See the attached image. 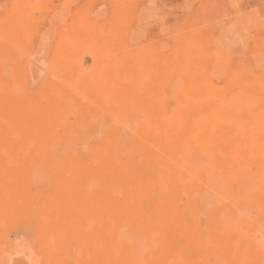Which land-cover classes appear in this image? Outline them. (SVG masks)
Segmentation results:
<instances>
[{"label":"rangeland","instance_id":"obj_1","mask_svg":"<svg viewBox=\"0 0 264 264\" xmlns=\"http://www.w3.org/2000/svg\"><path fill=\"white\" fill-rule=\"evenodd\" d=\"M0 131V264H264V0H0Z\"/></svg>","mask_w":264,"mask_h":264},{"label":"bare ground","instance_id":"obj_2","mask_svg":"<svg viewBox=\"0 0 264 264\" xmlns=\"http://www.w3.org/2000/svg\"><path fill=\"white\" fill-rule=\"evenodd\" d=\"M233 5V4H232ZM233 26V25H232ZM225 28V27H224ZM229 30V29H228ZM232 31V30H231ZM230 31V32H231ZM228 33V32H227ZM233 34V33H232ZM235 34H237V33H235ZM176 35V34H175ZM173 36V35H172ZM234 36V35H233ZM236 36V35H235ZM233 37V38H236V37ZM238 36V35H237ZM175 38V37H174ZM105 42V41H104ZM103 42V43H104ZM168 47V46H167ZM245 49H246V46H245ZM173 52H175V51H173ZM103 57H105V56H103ZM112 57V56H111ZM108 58V57H107ZM105 59V58H104ZM108 59H110V58H108ZM115 59V58H114ZM111 60V59H110ZM116 60L117 59H115L114 61L116 62ZM96 61V60H95ZM118 61V60H117ZM97 62V61H96ZM114 62V63H115ZM112 65V64H111ZM119 65V64H118ZM103 67V66H102ZM116 67H118V66H116ZM123 67V66H122ZM105 68H107V67H105ZM123 72V71H122ZM105 73V72H104ZM122 74V73H121ZM123 75V74H122ZM187 75V74H186ZM116 76V75H115ZM147 76V75H146ZM145 76V77H146ZM126 77V76H125ZM145 77H143V79L145 78ZM148 79V78H147ZM104 79H102V81H103ZM121 80H122V78H121ZM179 81V80H178ZM145 82H147V81H145ZM177 82V81H176ZM108 83V82H107ZM139 83V82H138ZM2 84V83H1ZM9 85V84H8ZM115 85H117V84H115ZM120 85V84H119ZM7 86V85H6ZM46 86V85H45ZM132 86V85H131ZM120 87V86H119ZM116 89V88H115ZM156 89V88H155ZM45 90H48V88L47 89H45ZM75 90V89H74ZM71 94V93H70ZM236 94H239V93H236ZM160 96V95H159ZM10 99V98H9ZM119 99V98H118ZM8 100V99H7ZM163 100V99H162ZM30 101V100H29ZM119 101V100H118ZM57 102V101H56ZM248 102V101H247ZM37 103V102H36ZM79 103V102H78ZM263 104V103H262ZM13 105V104H12ZM51 106V105H50ZM263 106V105H262ZM117 107V106H116ZM56 108V107H55ZM118 108H119V106H118ZM58 109V108H57ZM121 109V107L119 108V110ZM11 110H12V108H11ZM65 110V109H64ZM125 111H126V109H124ZM51 111V110H50ZM60 112V111H59ZM124 112V111H123ZM161 112H162V115L165 113V110L164 109H161ZM55 114V113H54ZM119 114V113H118ZM175 114V113H174ZM46 115V114H45ZM241 115V114H240ZM259 115V114H258ZM24 116V115H23ZM43 116V115H42ZM50 116V115H49ZM234 116V115H233ZM245 116V115H244ZM22 118V117H21ZM24 119V118H23ZM22 119V120H23ZM190 119H191V117H190V114H186V113H184V114H177L176 115V117H174L170 122H171V124L170 125H172L174 128H175V133L177 134V137L178 138H176V139H178V140H182V142H184L185 141V139H187L188 138V136H189V131L187 130V128H188V125L190 126ZM243 119H244V117H243ZM249 119V118H248ZM247 119V120H248ZM25 120V119H24ZM245 120H246V118H245ZM258 120V119H257ZM24 122V121H23ZM30 122V121H29ZM90 122V121H89ZM244 122V121H243ZM22 123V122H21ZM189 123V124H188ZM200 123H201V125L199 126L200 128H202L203 126L205 127V126H208V125H206L205 123V121H200ZM94 124V123H93ZM134 124V123H133ZM165 124V123H164ZM24 125H25V123H24ZM27 125V124H26ZM44 125V124H43ZM118 126V125H117ZM126 126V125H125ZM128 126V125H127ZM135 126H136V124H135ZM144 126H146V125H144ZM143 126V127H144ZM160 126V125H159ZM19 127V126H18ZM21 127H24V126H21ZM161 127H162V123H161ZM213 125L211 124V126H210V128H209V132H210V135L208 136L207 135V138H204L203 139V144H205L204 145V147L207 149V151H208V149H210L211 147H214V143H212V139H213V136H212V134H213V131H214V129H213ZM31 128V127H30ZM97 128V127H96ZM118 128V127H117ZM59 129V128H58ZM98 129H100V128H98ZM97 129V130H98ZM162 129V128H161ZM165 129V128H164ZM163 129V130H164ZM253 129H255V128H253ZM263 129V128H262ZM14 130H15V128H14ZM163 130H162V132H163ZM24 131V130H23ZM1 132V131H0ZM39 132V131H38ZM129 132V131H128ZM249 132V131H248ZM13 133V132H12ZM171 134H174V133H172V132H170ZM1 134V133H0ZM123 134V133H122ZM188 135V136H187ZM78 136V135H77ZM11 137H12V135H11ZM14 137V136H13ZM46 137V136H45ZM191 137H192V135H191ZM249 137V136H248ZM2 138V137H1ZM163 138V137H162ZM14 139V138H13ZM25 139V138H24ZM60 139V138H59ZM92 138H90V140H91ZM237 139V138H236ZM28 140V139H27ZM52 140H54V139H52ZM79 140V139H78ZM85 140V139H84ZM242 140H243V138H242ZM55 141V140H54ZM142 141V140H141ZM172 141H174V140H170V141H166L164 144L166 145V146H169L171 143H172ZM176 141V140H175ZM123 142V141H122ZM82 143H84V142H82ZM125 143V142H124ZM238 143V142H237ZM17 144V143H16ZM64 144V143H63ZM145 144V143H144ZM180 144H181V141H180ZM234 144V143H233ZM119 145V144H118ZM217 145V144H216ZM37 146V145H36ZM183 146H185L184 145V143H183ZM4 147V146H3ZM24 147V146H23ZM41 147V146H40ZM119 147H120V145H119ZM85 148H87L86 146H85ZM243 148V147H242ZM235 149V148H234ZM241 149V148H240ZM39 150V149H38ZM17 151V150H16ZM150 151V150H149ZM227 151V150H226ZM238 151H240V150H238ZM237 151V152H238ZM237 152H235V153H237ZM53 155V154H52ZM63 156V155H62ZM245 156V155H244ZM45 157V156H44ZM157 157V156H156ZM180 157H181V155H180ZM1 158H3V157H1ZM57 158V157H56ZM183 158V157H182ZM234 158V157H233ZM233 158H231V159H233ZM262 158V157H261ZM32 159V158H31ZM67 159V158H66ZM125 159V158H124ZM167 159V158H166ZM263 159V158H262ZM182 160V159H181ZM218 160V159H217ZM50 161V160H49ZM139 161V160H138ZM234 161V160H233ZM239 161V160H238ZM254 161V160H253ZM259 161V160H258ZM9 162V161H8ZM157 162V161H156ZM217 162H219V161H217ZM231 162V161H230ZM249 162V161H248ZM251 162V161H250ZM153 163H155L154 161H153ZM257 163V162H256ZM256 163H254V165L256 164ZM33 164V163H32ZM110 164V163H109ZM212 164V163H211ZM217 164V163H216ZM226 164V163H225ZM8 165L10 166L11 164H9L8 163ZM45 165V164H44ZM186 165V164H185ZM185 165H183V166H185ZM228 165H231V164H228ZM234 165V164H233ZM237 165V164H236ZM254 165L252 164V166L254 167ZM16 166V165H15ZM46 166H47V164H46ZM136 166V165H135ZM235 166V165H234ZM233 166V167H234ZM241 166V165H240ZM146 167V166H145ZM243 167V166H242ZM242 167H241V169H242ZM2 168H4L5 169V167H1V169ZM229 168V167H228ZM244 168V167H243ZM100 169V168H99ZM259 169V168H258ZM8 170V169H7ZM85 170V169H84ZM90 170H92V169H90ZM105 170V169H104ZM161 170V169H160ZM228 170V169H227ZM226 170V171H227ZM26 171V170H25ZM99 171V170H98ZM116 171V170H115ZM181 171V170H180ZM235 171V170H234ZM50 172V171H49ZM106 172V171H105ZM127 172H129V171H127ZM258 172V171H257ZM1 173V172H0ZM3 173V172H2ZM5 173V172H4ZM25 173V172H24ZM88 173V172H87ZM19 174H20V172H19ZM86 174V173H85ZM99 174V173H98ZM127 175H128V173H126ZM53 175V174H52ZM83 175H84V172H83ZM95 175V174H94ZM108 175V174H107ZM146 175V174H145ZM177 175V174H176ZM2 175L0 174V177H1ZM9 177H10V175H8ZM14 176V175H13ZM64 176V175H63ZM66 176V175H65ZM85 176V175H84ZM88 176V175H87ZM2 177H4V176H2ZM178 177V176H177ZM66 178V177H65ZM127 178V177H126ZM146 178V177H145ZM159 178V177H158ZM64 179V178H63ZM147 179H149V178H147ZM157 179V178H156ZM178 179V178H177ZM176 179V177H175V180H177ZM256 179V178H255ZM82 180V179H81ZM97 180V179H96ZM100 180V179H99ZM246 180H247V176H246ZM3 181V180H2ZM128 181H130V180H128ZM259 181V180H258ZM1 182V181H0ZM4 182H6V181H4ZM45 182V181H44ZM69 182V181H68ZM246 182H248V180L246 181ZM256 183V182H255ZM261 183H263V179H262V182ZM18 184V183H17ZM51 184V183H50ZM77 184V183H76ZM114 184V183H113ZM177 184V183H176ZM181 184V183H180ZM195 184V183H194ZM228 184H229V182H228ZM232 184V183H231ZM9 185V184H8ZM14 186V185H13ZM12 186V187H13ZM104 186V185H103ZM235 186V185H234ZM243 186V185H242ZM247 186V185H246ZM11 187V186H10ZM145 187V186H144ZM181 187V186H180ZM264 187V186H263ZM233 188V187H232ZM249 188V187H248ZM5 189H6V187H5ZM9 189V188H8ZM16 189V188H15ZM89 189V188H88ZM111 189V188H110ZM139 189V188H138ZM166 189H167V187H166ZM261 189V188H260ZM61 190V189H60ZM212 190H214V189H212ZM233 190V189H232ZM8 191V190H7ZM97 191H98V189H97ZM105 193H104V195H105V197H103L102 199H101V201L103 200L104 201V203L105 202H107V203H109V204H112L113 202H111L110 201V199H108V197L110 196V194H111V192L109 191V189H108V187H105ZM138 191V190H137ZM168 191V190H167ZM203 191V190H202ZM251 191V190H250ZM256 191V190H255ZM258 191H259V189H258ZM1 192V191H0ZM14 192V191H13ZM90 192V191H89ZM103 192V191H102ZM117 192V191H116ZM2 193V192H1ZM98 193V192H97ZM99 193H100V191H99ZM144 193L145 194H143V196L139 199V201H138V206L141 204V201H144V200H147L148 198L150 199L153 195H151V191L149 192V191H147V190H145L144 191ZM202 193V192H201ZM258 193V192H257ZM13 194V193H12ZM88 194V193H87ZM1 195V194H0ZM106 195H107V197H106ZM128 195V194H127ZM136 195H137V193H136ZM163 195H165V193H163ZM170 195V194H169ZM172 195V194H171ZM171 195H170V197H171ZM187 195V194H186ZM185 195V196H186ZM9 197V196H8ZM66 198V197H65ZM91 198V197H90ZM95 198V197H94ZM179 198V197H178ZM3 199V198H2ZM180 199H182L181 197H180ZM89 200V199H88ZM157 200V199H156ZM178 200V199H177ZM221 200V199H220ZM258 200V199H257ZM1 201V200H0ZM11 201V200H10ZM197 201H199V200H197ZM31 202V201H30ZM96 202V201H95ZM175 202V201H174ZM260 202V201H259ZM27 203V202H26ZM155 203V202H154ZM199 203V202H198ZM7 204V203H6ZM64 204V203H63ZM114 205H115V203H113ZM148 204V203H147ZM175 204V203H174ZM176 204H177V202H176ZM188 204V203H187ZM1 205H3V204H1ZM67 205V204H66ZM149 205H150V203H149ZM180 205V204H179ZM70 206V205H69ZM144 206V205H143ZM170 206V205H169ZM182 206V205H181ZM8 207V206H7ZM63 207H65V206H63ZM152 206H150V208H151ZM183 207V206H182ZM201 207V206H200ZM74 208V207H73ZM93 208V207H92ZM159 208V207H158ZM24 209V208H23ZM66 209V208H65ZM182 209V208H181ZM262 209V208H261ZM19 210V209H18ZM147 210H148V208H147ZM150 210V209H149ZM54 211V210H53ZM186 212H187V210H185ZM78 212V211H77ZM126 212H127V209H122V211H121V213H124V214H126ZM149 212V211H148ZM151 213V212H150ZM155 213V212H154ZM237 213V212H236ZM182 214V213H181ZM151 215V214H150ZM187 215V214H186ZM221 215V214H220ZM27 216V215H26ZM39 216V215H38ZM153 216H155V215H153ZM237 216V215H236ZM52 217V216H51ZM59 217H60V215H59ZM114 217V216H113ZM115 217H117V216H115ZM131 217V216H130ZM111 218H112V216H111ZM149 218V217H148ZM144 219V218H143ZM150 219V218H149ZM191 219V218H190ZM110 220V219H109ZM116 220V219H115ZM126 220V219H125ZM161 220H164L163 218H161ZM177 220V219H176ZM181 220V219H180ZM188 220H189V218H188ZM192 220V219H191ZM191 220H189V221H191ZM258 220V219H257ZM1 221V220H0ZM144 221V220H143ZM183 221V220H182ZM99 222V221H98ZM98 222H96V223H98ZM106 222V221H105ZM178 222H179V220H178ZM147 223V222H146ZM161 223V221L159 222V224ZM182 223V222H181ZM188 223V222H187ZM186 222L184 223V225L185 224H187ZM191 223V222H190ZM215 223V222H214ZM223 223V222H222ZM78 224V223H77ZM198 224V223H197ZM91 225V228H92V224H90ZM129 225H130V223H129ZM132 225H133V227H135L136 229H141V230H145V228H146V226H144V224H143V222H141V221H139V222H134V223H132ZM153 225V224H152ZM253 225V224H252ZM66 226V225H65ZM256 226V225H255ZM153 227V226H152ZM163 227V226H162ZM164 228V227H163ZM255 228V227H254ZM258 228V227H257ZM61 229V228H60ZM71 229V228H70ZM170 230V229H169ZM217 230V229H216ZM137 231V230H136ZM149 231V230H148ZM179 231V230H178ZM38 232V231H37ZM173 232H174V230H173ZM176 232V231H175ZM195 232V231H194ZM208 232V231H207ZM228 232V231H227ZM85 233V232H84ZM170 233V232H169ZM63 234V233H62ZM107 234V233H106ZM185 234V233H184ZM93 235H94V233H93ZM167 235V234H166ZM186 235V234H185ZM99 236V235H98ZM176 236H177V233H176ZM262 237H264V236H262ZM262 237H260L259 236V238H262ZM117 238V237H116ZM166 238H168V237H166ZM170 238V237H169ZM214 238V237H213ZM71 239V238H70ZM172 239V238H171ZM177 239V238H176ZM187 239V238H186ZM183 240H184V238H183ZM226 240V239H225ZM86 241V240H85ZM167 241H169V240H167ZM207 242V241H206ZM170 243V242H169ZM172 244V243H171ZM164 245V244H163ZM173 245V244H172ZM175 245H176V243H175ZM234 245V244H233ZM185 246V245H184ZM137 247V246H136ZM178 247V246H177ZM228 247V246H227ZM5 248V247H4ZM163 248V247H162ZM48 250V249H47ZM183 250V249H182ZM180 251V250H179ZM49 252V251H48ZM51 252V251H50ZM93 252V251H92ZM172 252V251H171ZM228 252V251H227ZM84 253V252H83ZM195 253V252H194ZM99 254V253H98ZM104 254V253H103ZM192 254V253H191ZM97 255V254H96ZM154 255V254H153ZM184 255V254H183ZM60 256V255H59ZM186 256H187V254H186ZM164 257V256H163ZM199 257V256H198ZM197 257V258H198ZM183 258V257H182ZM189 258V257H188ZM163 259V258H162ZM243 259V258H242ZM100 260V259H99ZM165 260V259H164ZM199 260V259H198ZM197 260V261H198ZM122 262H123V260H121ZM213 261V260H212ZM232 263V262H231ZM90 264V263H89ZM202 264V263H201ZM261 264V263H260Z\"/></svg>","mask_w":264,"mask_h":264}]
</instances>
